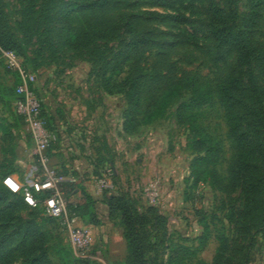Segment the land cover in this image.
<instances>
[{
	"label": "rangeland",
	"instance_id": "374dc122",
	"mask_svg": "<svg viewBox=\"0 0 264 264\" xmlns=\"http://www.w3.org/2000/svg\"><path fill=\"white\" fill-rule=\"evenodd\" d=\"M0 1L4 24L14 35L34 77L28 87L42 101L49 119L52 140L45 152V166L60 179L56 188L66 205V217L57 223L49 219L45 200L33 208L21 203L15 206L20 198L9 197L6 203L11 205L10 214L7 223L0 224V249L8 253L7 264H26L29 256L39 253L47 257L49 264H124L123 228L118 214L108 216L102 201L104 189L120 191L128 199L142 216L161 255L169 245L198 246L205 225L209 230L206 245L191 264L196 259L211 263L220 235L227 239L229 264H264L261 234H255L247 248L240 188L227 193L208 182L194 184L191 164L197 151L192 135L175 118L174 101L167 105L162 118L144 122L134 132L123 130L125 98L120 92L103 89L99 69L101 60L127 39L125 34L117 31L89 47L71 50L60 42L59 25L54 19L55 10L66 0ZM207 3L114 0L101 11L74 13L70 22L75 31L82 32L132 16L151 39L135 57L147 71L149 90L183 74L221 78L234 65L233 51L228 47L216 49L206 30ZM259 37L264 41V24ZM17 80L14 70L0 63V88H13ZM1 107L0 103V121L15 125V148H21L22 163L15 165V177L22 183L41 178L44 172L32 153L33 143L25 125L11 109ZM199 123L216 140L221 157L218 168L221 175L227 176L236 146L216 100L200 109ZM62 181L76 188L66 193L59 187ZM155 191L157 196L151 201ZM84 193L92 195V211L98 224L81 217L75 209L76 204L85 203ZM79 226H88L92 234L85 256L78 255L69 237L70 231ZM25 231L30 234L23 239Z\"/></svg>",
	"mask_w": 264,
	"mask_h": 264
},
{
	"label": "trees",
	"instance_id": "16d2710c",
	"mask_svg": "<svg viewBox=\"0 0 264 264\" xmlns=\"http://www.w3.org/2000/svg\"><path fill=\"white\" fill-rule=\"evenodd\" d=\"M113 3L114 0L63 2L54 13V19L59 25L60 42L68 49L80 50L89 47L94 41L109 38L117 31L127 36L123 43L101 60L99 69L103 89L120 92L125 98L123 130L134 132L142 123L162 118L167 105L174 101L175 118L188 129L197 151L191 164L194 184L208 182L227 193L236 187L240 188L243 232L249 248L255 234H261L264 238V41L259 37L264 24V0H208L206 30L216 49L228 47L235 56L234 65L224 77L209 79L183 74L172 81L160 82L149 90L146 89L147 71L135 61V57L140 48L150 43L151 39L149 33L138 26L132 16L128 15L116 24H97V27L93 26L82 32L72 28L70 18L74 13L85 9L101 11ZM0 46L14 51L27 69L19 44L4 24L1 7ZM94 62H97V58H94ZM0 63L5 65L2 60ZM14 72L18 79L14 87L4 88L5 90L0 88L1 109H11L25 125L23 118L13 107L15 89L21 83L18 73ZM182 96L185 98H181ZM215 100L222 108L225 124L236 146L234 163L225 177L218 168L221 162L218 144L199 123L200 109ZM7 105L10 107H6ZM42 106L41 101V116L45 120V128L50 131L49 119ZM13 128V123L0 121V224L7 223L10 214L8 211L11 209L10 203H6L9 197L20 198L15 206L19 203L29 206L21 193L11 192L2 183L5 176L15 171ZM59 187L61 190L66 189L63 190L66 193L76 188L67 181L60 182ZM52 194V190L33 193L37 201L33 208ZM84 197L85 203L76 204L74 208L81 217L87 216L91 223L98 224L99 220L92 211V195L84 193ZM102 201L107 206L109 217L116 214L120 217L126 242L124 264H191L206 245L209 230L204 225L203 232L198 237V246L169 245L165 247L163 257L157 250V244L150 238L142 216L120 191L104 189ZM48 216L51 222L58 223V218ZM29 234L25 231L22 238H27ZM217 239L218 247L211 263L196 259L193 264H229L226 258L227 239L224 235ZM7 259L8 253L0 249V264H7ZM26 264L49 262L43 253H39L35 257L29 256Z\"/></svg>",
	"mask_w": 264,
	"mask_h": 264
},
{
	"label": "built area",
	"instance_id": "2783aa9c",
	"mask_svg": "<svg viewBox=\"0 0 264 264\" xmlns=\"http://www.w3.org/2000/svg\"><path fill=\"white\" fill-rule=\"evenodd\" d=\"M0 60H2L8 68L16 71L21 79V83L16 87V98L13 101L15 112L23 118L25 127L32 140V153L37 158L43 170V176L26 183H22L10 174L3 178L2 183L13 193H21L24 201L29 206H36L37 201L33 193L44 190H52L53 194L44 201L47 214L63 219L66 217V205L56 188V182L60 179L55 177L53 173H49L46 168L47 157L45 151L52 140L51 133L45 128V120L41 116V101L35 93L28 87V83L34 81V77L21 62L19 56L12 50L4 49L0 46ZM107 186L111 188L108 183ZM154 190V189H153ZM157 196L156 191L150 196L153 201ZM71 244L79 256H85L92 244V234L88 226H79L69 233Z\"/></svg>",
	"mask_w": 264,
	"mask_h": 264
},
{
	"label": "crops",
	"instance_id": "0c3cea01",
	"mask_svg": "<svg viewBox=\"0 0 264 264\" xmlns=\"http://www.w3.org/2000/svg\"><path fill=\"white\" fill-rule=\"evenodd\" d=\"M18 149H21V148H18ZM18 149L15 148V160H14V165H16L18 162L22 163V157H19L20 152L18 151ZM24 159H25V161L28 160L27 155H25ZM15 168H16V166H15ZM11 174L15 176L16 172L14 171V172H12ZM73 179H74V178H73Z\"/></svg>",
	"mask_w": 264,
	"mask_h": 264
}]
</instances>
